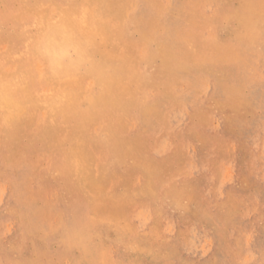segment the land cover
Instances as JSON below:
<instances>
[{"label":"rangeland","instance_id":"1","mask_svg":"<svg viewBox=\"0 0 264 264\" xmlns=\"http://www.w3.org/2000/svg\"><path fill=\"white\" fill-rule=\"evenodd\" d=\"M0 87V264H264V0H0ZM68 177L85 232L47 241Z\"/></svg>","mask_w":264,"mask_h":264},{"label":"bare ground","instance_id":"2","mask_svg":"<svg viewBox=\"0 0 264 264\" xmlns=\"http://www.w3.org/2000/svg\"><path fill=\"white\" fill-rule=\"evenodd\" d=\"M62 2H64V1H62ZM6 3V2H5ZM24 3V2H23ZM5 5V4H4ZM71 8V7H70ZM105 8H107V7H105ZM122 9V8H121ZM129 9V8H128ZM66 10V9H65ZM123 10V9H122ZM10 12V11H9ZM81 12V11H80ZM179 12V11H178ZM174 14V13H173ZM80 16V15H79ZM3 17V16H2ZM8 17V16H7ZM74 18L76 17V15L75 16H73ZM80 18H81V16H80ZM10 19V18H9ZM45 21V20H44ZM46 21H48V20H46ZM46 21H45V25L44 26H46ZM79 21V20H78ZM52 22V21H51ZM50 22V23H51ZM158 22H160L159 20L155 23V27L156 26H158ZM198 22H200V21H198ZM48 23H49V21H48ZM161 24H159V26H160ZM79 26V25H78ZM48 27H50V24H49V26H47V28ZM64 29V28H63ZM80 29V28H79ZM46 30H48V29H46ZM185 30V29H184ZM42 31V30H41ZM185 32V31H184ZM191 32V31H190ZM40 33V32H39ZM42 33V32H41ZM39 35V34H38ZM45 35V34H44ZM41 38H42V36H41ZM44 38V37H43ZM203 38V37H202ZM16 40V39H15ZM37 40V39H36ZM239 40V39H238ZM17 41H18V39H17ZM194 41V40H193ZM14 42V41H13ZM31 42V41H30ZM43 42V44H44V41H42ZM29 43V42H28ZM39 43V42H38ZM237 43V42H236ZM259 43V42H258ZM14 44V43H13ZM247 44V43H246ZM15 45V44H14ZM13 45V46H14ZM43 46V45H42ZM24 47V46H23ZM28 47V46H27ZM44 47V46H43ZM24 49H25V51H26V49L27 48H25L24 47ZM35 49V48H34ZM33 49V50H34ZM37 50V49H36ZM43 50V49H42ZM24 51V52H25ZM38 51V50H37ZM33 52V51H32ZM27 54H29L28 53V50H27V52H26ZM25 53V54H26ZM167 53V54H166ZM157 55H159V56H169V53L167 52V48L166 47H163L161 44H159L158 45V51H157ZM129 58V57H128ZM31 60H33V59H31ZM31 60H28V61H31ZM36 60L38 61V64H39V60L36 58ZM210 60V59H209ZM18 61V60H17ZM164 61V60H163ZM192 61V60H191ZM21 61H19V63H20ZM23 62H24V60H23ZM33 63H34V60L32 61ZM105 62H106V60H105ZM18 62H17V64H19ZM32 63V64H33ZM37 64V62H36V65L37 66H39ZM107 64V63H106ZM188 64V63H187ZM20 65V64H19ZM30 65V64H29ZM34 66V65H33ZM32 66V67H33ZM36 66V69H37V71H38V67ZM41 66V65H40ZM39 66V67H40ZM2 69H3V67H1ZM105 68H107L106 66H102L101 68H98L97 70H99V71H101V73L103 74L104 73V69ZM5 69H7V68H5ZM56 69H57V67H56ZM107 69H109V68H107ZM35 70V69H34ZM39 70H40V68H39ZM96 70V71H97ZM36 71V72H37ZM40 72V71H39ZM25 73V72H24ZM27 73V72H26ZM25 73V74H26ZM139 73V72H138ZM155 74V73H154ZM205 74V73H204ZM6 75V74H5ZM156 75V74H155ZM194 75V74H193ZM201 75H203V74H201ZM5 77V76H4ZM9 77V76H8ZM197 77H199V76H197ZM99 78V77H98ZM13 79V78H12ZM223 79H225L224 77H223ZM26 81V80H25ZM13 82V81H12ZM91 82H92V80H91ZM35 83V82H34ZM36 86H37V84H36ZM52 86V85H51ZM112 87H114V86H112ZM1 88V87H0ZM35 89V88H34ZM85 90V89H84ZM113 90V89H112ZM111 90V91H112ZM0 92H1V89H0ZM36 91H34V93H35ZM113 92V91H112ZM114 92H116V91H114ZM177 92V91H176ZM120 93V92H119ZM174 93V92H173ZM173 93H171V94H173ZM39 94V92L36 94L35 93V95H38ZM181 94V93H180ZM113 94H111V96H112ZM122 95V94H121ZM34 96V95H33ZM84 96V95H83ZM125 95H123V97H124ZM133 96H134V94H133ZM39 97V96H38ZM121 97V96H120ZM126 97H128L127 95H126ZM83 98V97H82ZM100 98H101V96L99 97V96H94L92 99H91V101L90 102H86L87 103V105L86 104H80V111H79V115H78V118L79 119H86L88 116L90 117L91 116V111H90V108L92 107L91 106V103H93V104H96L95 105V107H97L96 109L100 112V116L102 115V112L104 111V110H106V108H107V102L106 103H101V101H100ZM31 100V99H30ZM36 102H38V101H36ZM170 106V105H169ZM175 106V105H174ZM132 107L133 106H131V109H132ZM172 107V106H171ZM40 115V114H39ZM97 115H99V114H97ZM38 117V116H37ZM40 117V116H39ZM88 117V118H89ZM102 117V116H101ZM107 117V116H106ZM24 123H25V120L22 118V119H18L17 120V122L14 124V126H13V128L11 129V134H13L14 135V137H13V140H10V144L13 146V147H19V148H22V147H24L25 149H29V145H30V143H28L26 146H23L19 141H14V138L17 140V138H16V136H17V134H21V132L22 131H25V128H24ZM100 123V122H99ZM41 126H43V124H42V122H40V120H35V122H34V124L32 125V134H31V136L29 137V138H37L38 137V135L35 133V132H33L35 129L36 130H38V128H41ZM164 127V125H161L160 127H159V129H161L160 131H162V129H163V127ZM166 129H168V128H166ZM165 129V132L167 131ZM159 131V130H158ZM159 131V132H160ZM154 132H155V130H154ZM158 132V133H159ZM163 132V131H162ZM168 132V131H167ZM156 134V133H155ZM153 135V134H152ZM151 135V136H152ZM147 139H148V136H146L145 134H139V135H137L136 137H134V138H130L129 137V135H127L126 133H120V135H119V137L117 138V139H114V138H109L107 141H106V143H109V144H107V146L109 147V148H111V149H115V150H118V152L119 151H121V153L122 154H124V155H132V154H134V155H140V154H142L144 151L145 152H147V144H146V142H147ZM159 141V140H158ZM161 141V140H160ZM159 141V142H160ZM97 142H99L100 144H102L101 142H100V140L98 139L97 140ZM161 143V142H160ZM151 144V143H150ZM159 144V143H158ZM106 145V144H105ZM104 145V146H105ZM53 146L54 147H56V148H59L60 147V141L59 140H57L56 142H54L53 143ZM106 146V147H107ZM154 146V145H153ZM161 145L159 144V146L158 147H160ZM107 147V148H108ZM151 149V148H150ZM164 149V148H163ZM32 150H35V149H33L32 147H31V151ZM155 151H157V150H155ZM155 151H153V152H155ZM34 152V151H33ZM36 152V151H35ZM39 153V152H38ZM40 153H41V151H40ZM110 153V152H109ZM119 154V153H118ZM121 155V154H120ZM119 155V156H120ZM110 156V155H109ZM199 156V155H198ZM121 157H123V156H121ZM63 159L64 161H65V163L63 162V163H61V164H59L58 166H56V168L59 170L61 167H63L65 170H67L69 173H72V174H74V165L73 166H71L70 165V163L68 162V160H67V154L65 153V152H63V154H62V156H57L56 157V161H58L59 159ZM111 158V157H110ZM142 158V157H141ZM140 158V159H141ZM197 158V157H196ZM107 159H109V158H107ZM144 159V158H143ZM198 159H199V157H198ZM146 160V159H145ZM106 162V161H105ZM109 162V161H108ZM148 162V161H147ZM135 163V162H134ZM156 164V163H155ZM11 165V164H10ZM110 165V164H109ZM118 167H120V166H118ZM132 167L134 168H130L129 170H130V172H129V175H133V173H137V168L135 167V166H133L132 165ZM121 168V167H120ZM140 168V167H139ZM139 170V169H138ZM51 170H48L47 171V173L48 172H50ZM112 171V170H111ZM127 171V170H126ZM113 172V171H112ZM128 173V172H127ZM144 173V172H143ZM166 173V172H165ZM116 174V173H115ZM151 174V173H150ZM108 176H109V173H108ZM150 176V175H149ZM110 177V176H109ZM151 177V176H150ZM146 178V177H145ZM161 178H162V176H161ZM165 178V177H164ZM113 179V178H112ZM64 180V179H63ZM73 180V177H68V178H66V181H64L65 182V184H64V186L61 188V191H57L56 190V192H57V195H58V193H59V198L57 199V202H54V212H55V215H56V217H58V218H60L61 220L62 219H64V220H62L61 222H63L62 224H59L58 225V223H56V221H54L53 220V217L51 216V215H53V214H51V215H47V223L45 222H43L44 224H49V226L52 228V231L54 232V234H53V236H51L47 241H51V240H54L56 237H57V239H60V238H65V236L67 235V233L68 232H75L76 230H78V231H80V232H85V225H84V221H83V217L81 216V214L78 212V209H77V205H78V201L80 200V198H81V195H82V186L81 185H78V184H74L73 182L74 181H72ZM114 180V179H113ZM166 180V182H167V179H165ZM210 180V179H209ZM134 181V180H133ZM146 181V180H145ZM57 181L55 180V183H56ZM63 182V181H62ZM126 183V182H125ZM147 183V182H146ZM56 188V187H55ZM160 188V187H159ZM184 189V188H183ZM175 190V189H174ZM157 191V190H156ZM169 191V190H168ZM165 193V192H164ZM168 193V192H167ZM172 193H173V191H172ZM169 194V193H168ZM177 194V193H176ZM174 198V197H173ZM47 201V200H46ZM182 201V200H181ZM184 202V201H183ZM44 203V202H43ZM45 204V203H44ZM182 204V203H181ZM69 206L70 208H66V206ZM191 205V204H190ZM194 206V205H193ZM65 211H66V213H65ZM133 211V210H132ZM192 211V210H191ZM49 213V212H48ZM138 213V212H137ZM196 213H198V212H196ZM125 214V213H124ZM190 214V213H189ZM54 215V216H55ZM199 215V214H198ZM198 215H196V216H198ZM123 216V215H122ZM129 216V215H128ZM136 216V215H135ZM187 216V215H186ZM190 216V215H189ZM188 216V217H189ZM66 217V218H65ZM175 217V216H174ZM45 218V219H46ZM133 218H134V216H133ZM132 218V219H133ZM184 219V218H183ZM191 221V220H190ZM130 222V221H129ZM193 222V221H192ZM44 224H42L43 226H44ZM45 225V226H46ZM47 227V226H46ZM45 227V228H46ZM50 230V229H49ZM61 234V235H60ZM75 235L76 236H79L80 235V233H77V232H75ZM51 244V243H50ZM69 244L70 245H75V244H73L71 241H69ZM62 245V244H61ZM63 247V246H62ZM62 250V249H61ZM67 251V250H66ZM61 252V251H60ZM67 252H69V251H67ZM61 254V253H60ZM69 254V253H68ZM73 255V254H72ZM58 256H59V254H58ZM64 256V255H63ZM69 256H71V255H69ZM64 257H66V256H64ZM71 258V257H70Z\"/></svg>","mask_w":264,"mask_h":264}]
</instances>
